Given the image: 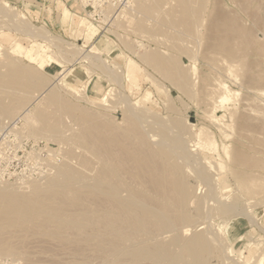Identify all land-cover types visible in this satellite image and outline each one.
<instances>
[{
	"label": "bare ground",
	"instance_id": "6f19581e",
	"mask_svg": "<svg viewBox=\"0 0 264 264\" xmlns=\"http://www.w3.org/2000/svg\"><path fill=\"white\" fill-rule=\"evenodd\" d=\"M145 1L153 5L146 7ZM125 2V9H119L114 16L102 11L104 16L99 24L112 26L117 20L123 24L121 27L125 23L133 31L148 32L145 21L152 19V25L156 21L165 30L172 31V35H165L170 49L173 47L178 55H185L190 60L188 65L182 64L176 54L164 56L161 49L144 48V52L133 56L190 100L201 90L198 91L201 71L193 55L197 48H212V52L221 49L230 59L234 46L250 41L249 30L237 15L227 14L222 9L219 16L210 8V14L204 17L207 0ZM59 9L60 22H70L73 16L67 7L59 4ZM0 12L18 32L53 44L41 32L42 27L34 28L27 18H17L6 6ZM141 14L146 15L145 21ZM205 20L209 21L207 27ZM152 25L148 23L150 30L160 27ZM202 26L207 29L203 28L204 34L200 33ZM3 28L0 24V32ZM154 31L150 32L155 34ZM87 32L88 36L96 33L93 27ZM100 37L106 41L103 35ZM252 39L259 41L254 36ZM138 44L137 47H143L142 43ZM11 51L15 52L14 47ZM100 52L92 46L84 57L78 58ZM11 53H1L9 59L5 71L0 70V84L11 90L31 91L42 87L44 78L12 60ZM126 60L123 70L112 69V80L134 87L137 68L150 78L146 69L141 64L138 66V61ZM89 62L97 67L107 65L99 55ZM222 70L223 73L230 71V64ZM72 72L73 69H62L59 74L65 75L56 82L62 81L63 87L66 86L74 76ZM54 85L34 95L23 109L25 99L12 98L10 106H5L0 99L1 133L5 124L8 126L9 122L21 119L24 124L19 129L23 132L26 128L25 135L28 133L35 140L42 137L48 142L52 141L50 137H63L80 150L79 156L73 153L72 147L64 154V158L77 156V166L69 161L71 159L64 162V158L54 169L49 163L53 171L50 173L48 168L47 176L40 174L44 177L41 183L37 182L40 178L36 182L20 183L19 188L0 183V258H18L22 264H250L233 252L229 244L232 237L229 223L243 216L250 226L260 228V217L252 213V207H244L239 198L225 197L217 191L213 172L206 167L209 161L193 150L198 145L216 152V143L206 128L188 132L182 119L148 113V109L141 106V102L149 100L148 91L134 103L123 97V126L106 122L103 113L65 100L62 89L53 90ZM164 90L167 94L168 90L165 87ZM227 93L226 84L215 81L214 89L205 92L207 100H213L214 94L215 101L206 107L221 116L235 110L236 104L227 105ZM45 96L49 112L37 108V103ZM167 109L174 108L170 105ZM228 148L223 145L221 154L229 160L232 155L240 160V155H230ZM23 188L28 192L20 193ZM30 239L37 243L33 249L29 246Z\"/></svg>",
	"mask_w": 264,
	"mask_h": 264
},
{
	"label": "rangeland",
	"instance_id": "374dc122",
	"mask_svg": "<svg viewBox=\"0 0 264 264\" xmlns=\"http://www.w3.org/2000/svg\"><path fill=\"white\" fill-rule=\"evenodd\" d=\"M115 1H113L115 4L113 8L106 7V10H103L107 12L105 14L114 16L119 9H125V0H117L119 1L118 5V2ZM78 2V0H0V11L3 7H8L17 18L19 16L27 18L29 24L34 28L42 27L41 32L46 35L45 38L53 41L51 42L53 44L46 43L44 38L34 39L24 32H18L15 25L3 19V14L0 12V24L4 27L0 32V70L5 71L7 59H9L1 56V53H11V49L14 47L15 52L10 54L11 59L28 66L39 76L41 75L45 81L42 87L31 91L11 90L1 83L0 99L5 106L12 104V98L25 99L21 105L23 109L31 103V98L34 95L54 83L52 89H62L63 98L71 104L103 113L106 122H115L123 126V97L134 103L145 91H148L150 93L149 100L141 102V106L148 109V113L156 117L182 119L186 122L188 132H196L198 128L204 127L211 133L212 139L216 143V152L198 145L193 147L194 152L196 151L199 156L209 161L206 167H210V171L213 172L216 181L215 187L219 194L225 197L239 198L244 207H252V213L256 217H260L261 229L250 226L243 216L231 220L229 233L232 237L229 244L236 255H240L250 264H264V133H262L264 132V0H207L204 17L208 13L210 14V8L219 16L222 15V9L227 14L237 15L249 30L250 41L243 46H234V52L230 59L226 58L225 52L221 49L212 52V48L203 46L197 48L193 55L201 71L202 79L198 91L201 90L196 92L191 100L172 89L157 72L146 67L133 56L134 53L144 52V48L161 49L159 51L165 53L164 56L178 55L173 47L170 49V42L166 40L172 31L165 30L164 26L153 21V25L160 26L159 28L163 32H157L159 28H151L156 31H154L155 34L150 32L152 31L149 29L152 19H147L145 14L140 16L144 21L147 19L145 21L147 31L151 34L146 30L133 31L132 27L130 29V26L125 23L124 27H121L123 24H119L117 20L115 21L116 25L104 27V24H99L103 19L101 17L104 16L103 12L101 15L99 11L98 21L93 22L88 16L93 9L89 7L84 10L82 4ZM145 2L146 7L153 5L151 1ZM58 3L62 7H67L72 13L73 17L70 22L65 24L60 22ZM116 5L119 7L117 8ZM128 5L130 4L128 3ZM250 13H254V15L250 16ZM206 21H204L206 26L203 24L205 27L209 25V21L208 23ZM148 23L150 24L149 28ZM153 25L152 27H154ZM204 26L200 28V33H206L207 29ZM91 27L95 29L96 33L93 36H88L87 31ZM175 33L177 32L175 31ZM102 35L106 41L101 39ZM253 36L257 40L259 39L258 43L253 41ZM13 40H15L14 43ZM54 42L57 44L55 45ZM138 43H142L143 47H137ZM92 46L99 48L100 54H88L82 59ZM97 55L107 65H98L97 67L89 62L93 61ZM79 56L82 57L78 58ZM178 56L182 64L190 63L185 55ZM46 57H51V60H46ZM126 59L138 61V66L141 64L150 78H147L143 72L139 73L140 69L137 68L134 70V87L131 84L125 87L123 83L112 80V69L116 71L121 68L123 70ZM228 64H230V71L223 73V67ZM64 68L73 69L74 76L72 75L69 78L70 82L63 87L62 81L57 83L56 79L64 77L65 73L62 76L59 74ZM215 81L226 84L228 88L226 95L229 97L227 105L236 104L237 106L235 110L225 116H221L218 112L212 113L211 109L206 107L215 101L214 94L213 100H207L205 95L207 90L214 89ZM164 87L168 90L167 94ZM70 90L73 92H69ZM45 98L46 96L37 103V108L49 112L50 108L47 106ZM169 100L172 102L169 103ZM170 105L174 109H169V111L167 108ZM13 122H9L8 126L5 124L6 128L2 127L4 131L1 129L3 133L0 132V183H4L3 186L9 183L15 188H19L20 183H28L32 180L36 182L37 178H40L37 182L41 183L44 177L40 174L47 176L49 172L52 173L51 169L58 166L59 161L61 163L65 151L69 147L73 148L75 155H80V150L71 146L63 137H50L51 142L42 137L40 140H35L27 132L28 136L24 134L27 131L26 128L23 132V129H19L24 124L23 120L17 119ZM10 124L13 125V128ZM13 129L17 131L19 129L21 132L17 133ZM223 145L229 146L230 155L232 153L240 155V160L237 157L235 160L233 155L231 160L222 155ZM75 155L74 158L72 157L73 159L71 157L64 158V162L65 159H71L69 161L77 166L78 159ZM48 164L49 167L53 165V168L50 169ZM201 186L204 188L203 185ZM24 191L28 192V189L19 190L20 193ZM29 243L32 249L37 244L33 243L32 239L29 240ZM2 263L22 264L20 259L9 257L0 258V264Z\"/></svg>",
	"mask_w": 264,
	"mask_h": 264
},
{
	"label": "built area",
	"instance_id": "2783aa9c",
	"mask_svg": "<svg viewBox=\"0 0 264 264\" xmlns=\"http://www.w3.org/2000/svg\"><path fill=\"white\" fill-rule=\"evenodd\" d=\"M78 3H81L84 10H87V8L91 7L92 13L88 14L91 21L96 22L99 18L100 12L102 14V11L106 7H110L114 5V0H78ZM100 11V12H99ZM102 17V16H101Z\"/></svg>",
	"mask_w": 264,
	"mask_h": 264
}]
</instances>
